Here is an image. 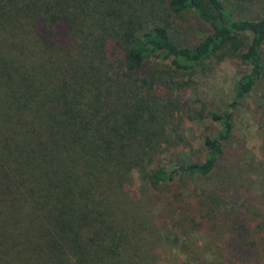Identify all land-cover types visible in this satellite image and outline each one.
Masks as SVG:
<instances>
[{"label": "trees", "instance_id": "trees-1", "mask_svg": "<svg viewBox=\"0 0 264 264\" xmlns=\"http://www.w3.org/2000/svg\"><path fill=\"white\" fill-rule=\"evenodd\" d=\"M233 56L247 71L230 103L191 109V78ZM263 78L264 0H0V264H188L153 201L199 180L188 229L224 230L219 264H264V175L241 192L247 165L229 157Z\"/></svg>", "mask_w": 264, "mask_h": 264}, {"label": "rangeland", "instance_id": "rangeland-1", "mask_svg": "<svg viewBox=\"0 0 264 264\" xmlns=\"http://www.w3.org/2000/svg\"><path fill=\"white\" fill-rule=\"evenodd\" d=\"M245 71L247 68L234 56L208 63L203 70H199L191 78L192 85L186 92L189 107L193 110H204V115L209 112L221 113L230 103L233 88ZM204 124H209L207 119ZM203 126L200 122L188 121L184 129L186 139L192 145L191 158L198 161L203 158ZM177 150L178 148L174 149L171 156L175 154L179 156L180 152ZM229 153L232 162L240 161L247 165L245 169L247 173L244 176L247 186L241 192L253 190L259 172L264 175V78L235 110ZM209 184L210 181L204 180L189 184L176 182L169 186H162L154 195L153 209L163 218L161 226L165 227L168 223L179 221L178 224L175 223L178 232L172 231V233L184 232L185 235L180 237L184 236L185 242L182 247L191 254L188 264H206L205 252V257L208 254L215 260L209 264H219L221 259L218 256L226 249L223 244L226 237L224 230H222L223 234L216 233L214 224L199 228L200 225L197 223L195 228L188 229V220L198 216L195 206L196 200L200 198H197L195 194L210 188ZM139 185L140 182L137 181V186ZM201 205L205 210L203 201ZM162 234L167 238L166 229L162 231ZM162 251L170 257L175 254V250L169 246Z\"/></svg>", "mask_w": 264, "mask_h": 264}]
</instances>
